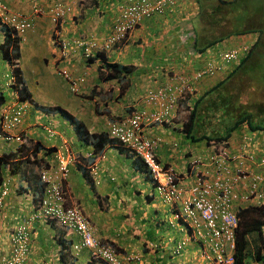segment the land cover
I'll use <instances>...</instances> for the list:
<instances>
[{"label": "crops", "instance_id": "0c3cea01", "mask_svg": "<svg viewBox=\"0 0 264 264\" xmlns=\"http://www.w3.org/2000/svg\"><path fill=\"white\" fill-rule=\"evenodd\" d=\"M1 1L25 15H30L34 6L41 9L35 18L34 28L21 37L17 65L30 98L25 100L28 103L24 118L16 130L25 132L26 145L29 146L38 140L46 147L59 146L61 139L68 142L76 161L70 166V174L64 181L66 204L81 208L99 239L113 243L123 253L138 257L127 264H209L201 257L199 245L195 242L186 243L178 254H172L171 249L177 241L184 239L185 231L174 214V206L157 198L147 173L137 166L135 157L107 144L105 157L98 161L97 177L90 176L92 181L87 180L82 171L91 163L87 156L91 148L78 140L72 126L57 112L46 113L41 107L59 105L83 121L91 133L106 132L109 119L126 116L135 108H147L143 101L147 89L167 82L172 71L192 75L217 50L239 43H252L256 34L249 32L230 36L203 52H197L193 22L201 16L209 17L212 9L205 2L204 8L200 6V0H173L163 11L144 19L121 45L104 53L107 61L131 68L128 85L123 88L115 79L103 80L98 72L100 61L87 63L81 50L71 44L74 38L104 36L111 28L119 3L127 0H88L85 7L78 0ZM56 1L68 6L58 26L61 39L71 42L66 53L62 52L61 43L53 38L55 26L48 14V7ZM225 20L229 22L226 14ZM2 41L0 30V43ZM205 43L200 42V47ZM9 68L11 66L0 55V92L7 102L19 96L16 89L6 87L3 76ZM60 70H66L74 77L84 74L85 81L79 94H71L68 88L57 82L53 75ZM223 72L195 83L196 94L192 100L224 78L227 72ZM181 109H177L173 124L154 126L148 132L161 137L162 141L155 150L157 158L163 163H172L181 174L180 182L188 186L191 181L186 165L193 156L204 155L207 148L200 141L192 142L186 137L182 130L185 116ZM49 122L57 133L52 139L43 130V125ZM243 132L244 129H237L232 134L230 146L237 148ZM257 135L263 138L264 132ZM15 146L14 143L0 142V154L14 153ZM15 153L17 156L23 154L24 159L26 151ZM51 155H45V150H41L38 157L53 164ZM27 157L32 158L30 155ZM35 167L34 164L25 167L27 178L33 180L31 169ZM8 180L9 188L0 207V260L10 252V232L28 219L35 207L36 194L27 186L31 187L32 181H25L19 174L11 175ZM236 203L244 206L247 202ZM29 232L26 264H102L91 259L88 249L75 250L78 236L60 229L52 220L36 217ZM60 236L71 242L68 249H61L57 242ZM243 264H264V260H256L249 255Z\"/></svg>", "mask_w": 264, "mask_h": 264}, {"label": "built area", "instance_id": "2783aa9c", "mask_svg": "<svg viewBox=\"0 0 264 264\" xmlns=\"http://www.w3.org/2000/svg\"><path fill=\"white\" fill-rule=\"evenodd\" d=\"M172 1L136 0L122 6L113 22L112 31L105 37L100 49L119 43L142 19L155 12H161ZM63 10L60 2L55 3L50 9L52 20L57 21ZM39 11L34 8L31 15H25L11 10L0 0V24L6 25L21 37L33 28L34 17ZM78 44L82 46L84 42L78 41ZM82 47L84 55L88 57L91 49L97 47V43L92 41ZM245 49L244 47L220 52L210 57L204 67L192 75L172 72L166 83L147 91L144 100L152 107L149 111L136 109L129 116L112 121L108 125L111 136L134 149L145 160L156 182L158 196L169 203L178 201L177 217H181L190 227L189 239L200 243L202 256L215 264H234L232 249L235 246V228L238 224L235 203L237 200L263 199L264 195L259 186L264 181V171L248 172L242 159L232 157L223 145H213L209 156L212 165L209 175L199 172L187 186L179 182L172 167L164 166L155 159L154 141L147 138L143 132L149 125H171L179 101L194 92V83L205 75L222 70L226 64L235 62ZM4 77L8 78V82H14L12 71L5 73ZM65 77L68 75L65 74ZM77 83L78 81L72 82V90H76ZM26 107L27 103L20 101L18 97L0 107V142H23L22 136L14 131L19 126ZM245 139L247 142L251 140L248 137ZM249 157L253 158V155ZM55 158L58 164L52 175L44 170L41 172L46 189L44 198L39 202V216L55 219L58 224H64L77 232L80 236L79 247H88L94 258L102 259L105 264H123L113 246L101 243L93 236L90 221L81 209L76 205L66 204L62 179L67 176V165L72 158L69 147L62 145L55 153ZM232 159H238V162L231 165ZM258 165H264V157ZM245 180L248 181L247 185L244 184ZM5 193L4 189L0 196V205ZM30 224V220L20 222L12 229L10 252L2 258L0 264H26ZM131 258L133 257H128Z\"/></svg>", "mask_w": 264, "mask_h": 264}, {"label": "trees", "instance_id": "16d2710c", "mask_svg": "<svg viewBox=\"0 0 264 264\" xmlns=\"http://www.w3.org/2000/svg\"><path fill=\"white\" fill-rule=\"evenodd\" d=\"M250 1L255 3V0ZM238 2L239 0H232L231 2L228 1V4L239 5ZM220 4L225 5L223 1ZM211 14L216 15L217 20H212ZM225 14V7L220 6L211 10L209 17H205L202 20L211 24L215 29H217V24L220 22L219 27L222 28L226 22ZM257 15H259L258 10ZM0 28L3 32V41L0 43V55L11 66L12 72L14 73L15 81L12 84V88L18 91L21 99L29 100L30 95L22 81L21 73L17 65L21 38L15 35L7 26H1ZM205 29L207 32L205 31L204 36L210 35L213 32L215 33L213 29ZM220 30L223 31L225 29H217V31ZM249 32L256 34V40L251 45L246 56L224 78L205 91L193 103L189 115L183 123V132L192 142L205 140L206 145L210 143H224L228 145L229 138H231L233 132L237 131V129L247 128L249 134L264 131V79L262 78L264 76V24L258 22L251 23L249 27L236 31L235 34L239 35ZM222 39L223 37L209 40L203 47H200L199 43L202 41L196 37V51L203 52ZM101 67L105 69V71L100 72L103 80L109 81L115 79L122 84L123 88L127 87L129 82L128 75L132 73V70L128 66L120 65L116 62L104 61ZM251 90L256 95H261V100H255V98L249 97L250 93L248 91L251 92ZM244 95L248 96L246 101H244ZM5 99L6 97L0 92V105L3 104ZM41 108L47 113L52 111L58 112L67 119L78 139L85 145H91L95 154L103 150L104 146L110 141L107 133L89 132L83 121L76 119L71 113L59 105L52 108ZM56 147H46L38 140L32 142L31 146L25 147L23 145L18 148L17 151H26L24 159L23 154L17 156L15 152L0 155V184L2 179L1 175L6 167L10 169L11 173L21 171L25 178L26 171L23 170L25 166L28 164L40 166L41 163L39 162L47 163L46 160L38 157L39 151L45 150V155H49L53 154ZM25 148L26 150H24ZM28 152L29 154H27ZM28 155L32 158H28ZM70 166H67L68 174H70ZM82 173L89 180L87 169H83ZM33 177L31 191L36 194L35 199H40L43 183L38 179L37 175ZM62 191L65 195L64 184ZM237 215L239 222L236 228L235 264H243L244 259L248 255H251L256 260H264V255L261 253L264 250V205L250 204L241 207L237 211ZM52 222L56 224L57 220L53 219ZM59 227L63 230L66 228L64 224H60ZM57 242L61 245L62 250L68 249L71 243L61 236L57 238Z\"/></svg>", "mask_w": 264, "mask_h": 264}, {"label": "clouds", "instance_id": "9594fccd", "mask_svg": "<svg viewBox=\"0 0 264 264\" xmlns=\"http://www.w3.org/2000/svg\"><path fill=\"white\" fill-rule=\"evenodd\" d=\"M135 2L136 0H127V1H124V2H122V3H119V5H118V7H117V12L115 13V15L113 16V20H112V25H111V28H110V30L104 35V36H101V37H94V36H91V37H79V38H74L73 39V41H72V44H71V46H74V47H78L80 50H81V53H82V57L84 58V60L87 62V63H93V62H95L97 59L100 61V65H99V67H98V72H99V74H100V72L101 71H105V69L103 68V67H101V64L104 62V61H107V58H106V56H105V52H108V51H112V50H114L116 47H118L119 45H121L123 42H124V40L126 39V37L132 32V31H134L137 27H138V25L144 20V19H148V18H150V17H152L153 15H154V13H153V15H151V16H149V17H146V18H144V19H142L134 28H133V30H131L130 32H128L125 36H124V38L122 39V41H120L119 43H117V44H114V45H112L110 48H104V49H100L101 48V46H102V44H103V42H104V39H105V37L112 31V28H113V22H114V20H115V18L117 17V15H118V13H119V11H120V8L122 7V6H124V5H127L128 3H132V2ZM221 1H223V2H231L232 0H219V3L217 4V6L216 7H213L211 4H208L209 5V7L212 9V10H214L215 8H218V7H220V6H223V7H226V5H221L220 4V2ZM3 2V1H2ZM57 2H60L62 5H63V8H64V10H63V14H62V16L60 17V18H58V20L57 21H53L52 20V17H51V13H50V9H51V7L55 4V3H57ZM88 2V0H78V3H81L82 5V7H85L86 6V3ZM6 5H7V3H5ZM238 4H239V2H238ZM236 5V4H235ZM8 6V5H7ZM9 7V6H8ZM10 8V7H9ZM34 8H38L40 11H39V13H37V15L34 17V21H35V18L41 13V9L38 7V6H34L33 7V10H34ZM11 9V8H10ZM12 10V9H11ZM68 10V6L64 3V2H61V1H56V2H53L49 7H48V14H49V18H50V21L54 24V26H55V29H54V32H53V38L56 40V42L57 41H59L60 43H61V50H62V52L63 53H66V51L70 48V43L71 42H69V41H66V40H63V39H61V37H60V35H59V32H58V26L60 25V23L63 21V19H64V16H65V13H66V11ZM14 11V10H13ZM163 11V10H162ZM32 13H33V11H32ZM31 13V14H32ZM156 13V12H155ZM30 14V15H31ZM202 21V24H203V26H202V30H204V31H206L207 32V30L205 29V28H209V30L210 29H212L213 28V26L211 25V24H209V23H207L206 21H203V20H201ZM226 21V20H225ZM35 24V23H34ZM227 24H228V22L226 21L225 23H224V27L226 28V26H227ZM1 26H6V25H1L0 24V27ZM217 26L219 27L220 26V22L217 24ZM33 28H34V25H33ZM32 28V29H33ZM218 29V28H217ZM216 29V30H217ZM0 30H1V28H0ZM31 30V29H30ZM2 31V30H1ZM12 31V30H11ZM3 33V32H2ZM214 33V32H213ZM15 34V33H14ZM194 34V33H193ZM244 34H247V33H244ZM16 35V34H15ZM196 35V34H195ZM239 35H242V34H239ZM18 36V35H17ZM230 36H237V34H235V35H229V36H225L223 39H225V38H229ZM22 37V36H21ZM20 37V38H21ZM196 37H197V35H196ZM222 39V40H223ZM22 40V39H21ZM221 40V41H222ZM78 41H83L84 42V44L82 45V46H86V45H88V44H90L92 41H95L96 43H97V47H95V48H93V49H91V51L89 52L90 54H89V56L88 57H86L85 55H84V50H83V47L81 46V45H79L78 44ZM220 41V42H221ZM217 43H219V42H217ZM254 43V41L252 42V43H239L237 46H232L231 48H228V49H222V50H217L216 51V54H212V55H210V56H208L207 57V59H206V62H205V64L207 63V61H208V59L210 58V57H212V56H215V55H218V53H220V52H225V51H230L231 49H238V48H240V49H242V48H246L245 49V51L242 53V55H240L239 56V58H238V60H236L235 62L233 61V62H231V63H228V64H226V66L224 67V68H222V70H220V71H218V72H223V73H226L227 72V74L232 70V68L235 66V65H237L238 63H240V61L246 56V54L248 53V51H249V49H250V47H251V45ZM216 44V43H215ZM214 45V44H213ZM213 45H211V46H213ZM210 46V47H211ZM198 52V51H197ZM92 58V59H91ZM109 62H111V61H109ZM117 63V62H116ZM204 64V65H205ZM120 65H123V64H120ZM127 66V65H126ZM204 67V66H203ZM203 67H201V68H199V69H197V70H200V69H202ZM131 69V68H130ZM197 70H195L193 73H195ZM9 71H12V68H9ZM8 71V72H9ZM172 72H175V71H172ZM171 72V73H172ZM177 72H180V71H177ZM218 72H215V73H218ZM13 73V72H12ZM58 73V72H57ZM170 73V74H171ZM180 73H182V72H180ZM59 75H61L64 79H66V83L68 84V91L71 93V94H74V95H77V94H79V92H80V87H81V85L84 83V81H85V76H84V74L83 75H77V76H73L70 72H67L66 70H60L59 71V73H58ZM65 74H67L68 75V77H65ZM214 74V73H213ZM212 74V75H213ZM226 74V75H227ZM13 75H14V73H13ZM207 76H209V75H205V76H203L202 78H204V77H207ZM3 78H4V80H6V87H12V84L14 83L13 81L10 83V82H8V78H6V77H4L3 76ZM201 78V79H202ZM200 80V79H199ZM199 80H197L195 83H197ZM14 81H15V77H14ZM75 82V81H78V83H77V86H76V90H72L71 89V86H72V82ZM118 82V81H117ZM166 83V82H165ZM195 83H194V87H195ZM120 85H121V87H122V84L121 83H119ZM163 84V83H162ZM158 85H161V84H158ZM158 85H156V86H158ZM156 86H153V87H156ZM153 87H150V88H153ZM150 88H148L147 89V91L150 89ZM120 90H122V88H120ZM147 91H146V93H147ZM146 93L144 94V96H143V101H144V103L146 104V106H147V108L146 107H142V108H135V109H133L128 115H126V116H122V117H119V118H112V119H109L108 120V123H107V131L106 132H104V133H107V135H108V138L110 139V141H109V143H107V144H111L112 146H114V147H116L119 151H121V152H123L124 154H129V155H132L133 157H135V159H136V164H137V166H140L141 168H143L144 170H145V172L147 173V175H148V177H149V179H150V181H151V184H152V186H153V190H154V193H155V195L157 196V198L159 199V200H161V202H163V203H167V204H170V205H172V206H174V209H175V216H176V218L178 219V221H179V223H180V225L183 227V229H184V231H185V237H184V239H180L179 241H177L175 244H174V246H173V248L171 249V252H172V254L173 255H176V254H178L180 251H181V249L184 247V245L186 244V243H189V242H195V241H191L190 239H189V234H190V232H191V229H190V227L188 226V224L184 221V220H182V218L181 217H177V210L179 209V204H178V201H175V202H173V203H169V202H166V201H163L159 196H158V193H157V189H156V182H155V180L153 179V177H152V173H151V169L149 168V166L147 165V163L145 162V160L142 158V156L140 155V154H138L134 149H132V148H130L129 146H126L125 144H123L122 142H120L117 138H115V137H113V136H111L110 135V132H109V127H108V125H109V123L110 122H112V121H115V120H117V119H121V118H124V117H127V116H129L134 110H136V109H146V110H150L152 107L150 106V105H148L146 102H145V100H144V97H145V95H146ZM194 94H196V90H194V92L193 93H190L189 95H187L184 99H182V100H180L179 101V104H178V106H177V108L175 109V113H174V118H173V122H172V124L174 123V121H175V119L177 118V109L179 108V110H180V107H182L183 109H181V110H183L184 111V114H183V116H185V119H184V121H183V123L186 121V119H187V117H188V115H189V112H190V110H191V107H192V105H193V103L199 98H197L196 100H192V96L194 95ZM18 99L20 100V101H23V102H26L25 100H28V99H21L19 96H18ZM10 101H13V100H9V102ZM6 103H8L7 101H4L3 102V104L2 105H4V104H6ZM26 103H28V102H26ZM2 105H0V107L2 106ZM55 107V106H54ZM52 108V107H51ZM63 108V107H62ZM66 110V109H65ZM67 111V110H66ZM52 112H55V111H52ZM52 112H48V113H52ZM68 112V111H67ZM24 113H25V111H24ZM47 113V112H46ZM58 113V112H57ZM70 113V112H69ZM59 114V113H58ZM60 115V114H59ZM24 116V115H23ZM64 120H66L68 123H69V121L67 120V119H65L62 115H60ZM74 116V115H73ZM75 117V116H74ZM23 118L24 117H22V119H21V121H20V124H19V126L21 125V123H22V121H23ZM76 118V117H75ZM77 119V118H76ZM167 124V123H166ZM159 125H164L163 123L162 124H153V125H149V126H147L146 128H145V130H144V135L147 137V138H149L151 141H154V145H155V147H154V157H155V159L160 163V164H162V165H164V166H170V167H172V169L175 171V173H176V175H177V178H178V180H179V182L180 181H182V180H180V173L177 171V169L175 168V166L172 164V163H163V162H161L158 158H157V155H156V152H155V150H156V148L158 147V145L160 144V142L162 141L161 140V137H159V136H154V135H150L149 134V132H148V129H150L151 127H154V126H159ZM167 125H169V124H167ZM18 126V127H19ZM17 127V128H18ZM87 127V126H86ZM16 128V129H17ZM43 130H44V132L47 134V137L48 138H53V137H55L56 136V132H55V129H54V127L52 126V123L51 122H49V123H47V124H44L43 125ZM73 129V128H72ZM242 129H244V132L242 133V135L240 136L241 138H240V140H239V143H238V146H237V148H235V147H233V146H230V144H232V143H230V139H232V136H231V138H229V140H228V145H226V144H224V143H210V144H208V145H206L205 144V148H207V151H206V153H204V155H199V157H196V156H193L192 157V159L190 160V162L186 165L187 166V171H189L190 172V175H189V181H192L193 180V177L195 176V174H198L199 172H206V174H208L209 175V171H210V167L212 168V165L210 164V159H209V156H210V153H211V148H212V146L213 145H223V146H225L227 149H228V151L232 154V157H238V158H240V159H242L244 162H245V167L248 169L247 171L248 172H255V171H259V172H263L264 171V165H258V163H259V161L261 160V158L262 157H264V137L263 138H260V137H258V133H261V132H264V131H258L257 133H253V134H249L248 133V130H247V128H242ZM48 130H50V131H52V132H49ZM182 130H183V125H182ZM241 130V129H240ZM73 131H74V129H73ZM14 132H17V133H19L21 136H22V138H23V142L22 143H18V142H15V141H12V142H7V143H14L16 146H15V148H14V151L15 152H17V150H18V148L20 147V146H25V147H28L29 146V144H27L26 145V142L28 143V141H27V139H26V136H25V132H23V130L22 131H20V132H18L17 130H15ZM90 132V131H89ZM235 132V131H234ZM233 132V133H234ZM74 133H75V131H74ZM100 133V132H99ZM76 134V133H75ZM77 136V135H76ZM245 137H248V138H250L251 140L249 141V142H247L246 141V139H245ZM78 138V137H77ZM79 140V139H78ZM80 141V140H79ZM2 142V141H1ZM81 142V141H80ZM82 143V142H81ZM64 144H66L68 147H69V149H70V152L72 153V158H71V161L69 162V164L68 165H72V164H74L75 163V161H76V155L74 154V152L71 150V147L69 146V144H68V142L65 140V139H61V143L59 144V146H57L56 147V150L53 152V154H52V158H53V160H54V163L53 164H49L48 162L47 163H45V162H39V163H41V165L40 166H37V165H35L36 167H35V169H31L32 170V176H34V175H37V177H38V179L43 183V190H42V196H40V199H35L34 200V202H35V207H34V211L29 215V218L28 219H26V220H24V221H21V222H26V221H31V224H30V226L32 225V222H33V220L36 218V217H38V218H44V217H41V216H39V214H38V212H39V208H40V201L44 198V193H45V189H46V183L45 182H43L42 181V179H41V172L44 170V171H47L50 175H52V173L56 170V167H57V164H58V162H57V159L55 158V153L58 151V150H60L61 149V147H62V145H64ZM83 145H85L84 143H82ZM106 144V145H107ZM105 145V146H106ZM85 146H88V147H90L91 148V150L87 153V156L89 157V158H91V163L88 165V168H87V173H88V176H89V181H92L91 180V178H90V176L91 177H94V178H96L97 177V175H98V161H99V159L100 158H104L105 157V155H104V148H105V146H104V148H103V150H101L100 152H98V153H94V151H93V147L91 146V145H85ZM3 154H7V153H2V154H0V155H3ZM249 155H253V158H250L249 157ZM238 162V159H232V162H231V165H233V164H235V163H237ZM32 165V164H31ZM67 165V166H68ZM26 167V166H25ZM24 167V169L23 170H26V168ZM68 168V167H67ZM22 170V169H21ZM14 174H19L21 177H23V179L25 180V181H32L31 179H29V178H27V177H25L24 178V176L22 175V173H21V171L20 172H17V173H11L10 172V169L8 168V167H6L5 168V170H4V172H3V174L1 175L2 176V179H1V184H0V196H1V193H2V191L5 189L6 190V193L2 196V204L0 205V207L3 205V203H4V197H5V195L7 194V190H8V188H9V185H8V182H9V177L11 176V175H14ZM68 176H69V174L67 173V176L65 177V178H63L62 179V188H63V184H64V181L68 178ZM33 179H34V177H33ZM180 183H182V182H180ZM244 184L245 185H247L248 184V181L247 180H245L244 181ZM8 186V187H7ZM27 186H28V188H29V190L31 191V187L27 184ZM259 189H260V191L262 192V194L264 195V181L260 184V186H259ZM32 192V191H31ZM242 192V191H241ZM64 197H65V199H66V193H65V195H64ZM238 201H244V202H247L244 206H239L237 203H235V208H236V214H237V211L241 208V207H245V206H247V205H250V204H254V205H264V197H263V199H261V200H249V201H245V200H237V202ZM76 206H78V205H76ZM79 207V206H78ZM80 208V207H79ZM81 209V208H80ZM82 211V210H81ZM83 212V211H82ZM38 214V215H37ZM84 214V213H83ZM85 215V214H84ZM86 216V215H85ZM238 216V215H237ZM87 217V216H86ZM88 218V217H87ZM47 220H53V219H47ZM88 220H89V218H88ZM182 222H181V221ZM90 221V220H89ZM238 222H239V217H238ZM58 226H60V224H58V223H56ZM90 224H91V222H90ZM62 225V224H61ZM91 226H92V224H91ZM237 226H238V224H237ZM264 227V226H263ZM237 228V227H236ZM236 228H235V241H236ZM65 230L66 231H68V232H72V233H74V234H76L77 236H78V242H76V244L74 245V249L75 250H80L81 248H86V249H88L89 251H90V257H91V259H93L95 262H99V263H102V264H105V262L102 260V259H97V258H94L93 256H92V253H91V250L88 248V247H86V246H82V247H79V245H80V236L77 234V232H75L74 230H71L70 228H68V227H66L65 228ZM264 231V230H263ZM92 232H93V236L96 238V239H98L101 243H107V244H110L111 246H113V248L115 249V251H116V253H117V255L119 256V258L122 260V262H123V264H127L128 262H130V261H132L133 259H138V257L136 256L135 257V255H133V254H131V253H123L122 251H119V249L113 244V243H111V242H107V241H103V240H101V239H99L95 234H94V231H93V226H92ZM11 233V232H10ZM29 236H30V232H29ZM235 241H234V243H235ZM9 242H10V235H9ZM30 243V242H29ZM195 243H197L198 245H199V248H200V255H201V257L205 260V261H207L209 264H215L214 262H212V260H209V259H206L204 256H202V250H201V245H200V243H198V242H195ZM75 246H78L77 248L75 247ZM235 248H236V243H235V246H234V248L232 249V254H233V257H234V264H235V256H234V252H235ZM262 255H264V250H262ZM7 256V255H6ZM249 256V255H248ZM5 257V256H4ZM128 257H133V258H131V259H128ZM3 258V257H2ZM2 258H1V260H2ZM1 260H0V262H1Z\"/></svg>", "mask_w": 264, "mask_h": 264}, {"label": "rangeland", "instance_id": "374dc122", "mask_svg": "<svg viewBox=\"0 0 264 264\" xmlns=\"http://www.w3.org/2000/svg\"><path fill=\"white\" fill-rule=\"evenodd\" d=\"M204 2L206 4H211L213 7H216L219 3V0H200L199 5L204 8ZM226 7V15L229 18V22L226 26H222V28L217 27L219 29H225L217 31L215 28H212L215 33H212L210 35H205V31L202 30V19H205L204 16H201V18H196L193 22V30L195 31L197 37L201 39L203 42H207L209 40H213L215 38L225 37L226 35H235L236 31H239L241 29H245V27H249L251 23H263L264 24V0H255V3L251 2L250 0H239V5L235 4H228V2H223ZM259 7V8H258ZM201 10H203L201 8ZM257 10L259 11V15H257ZM263 11V12H262ZM256 17V18H255ZM212 20H217L216 15L211 14ZM244 19V20H243ZM220 42V41H219ZM264 60V59H263ZM57 82L63 86H65V89L67 88L66 79H64L61 75L58 73H55L53 75ZM264 79V76H262ZM250 93L249 97L255 98V100H261V95H256L253 93V90L248 91ZM244 101L247 100L248 96L244 95ZM33 119V117H31ZM227 122V121H225ZM200 143H202L205 147V140H200Z\"/></svg>", "mask_w": 264, "mask_h": 264}]
</instances>
